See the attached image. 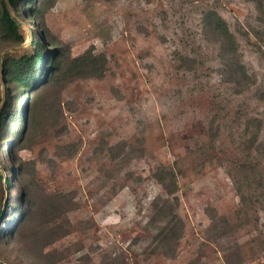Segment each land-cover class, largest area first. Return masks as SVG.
Here are the masks:
<instances>
[{"label": "rangeland", "instance_id": "374dc122", "mask_svg": "<svg viewBox=\"0 0 264 264\" xmlns=\"http://www.w3.org/2000/svg\"><path fill=\"white\" fill-rule=\"evenodd\" d=\"M19 2L24 41L0 37V61L30 53L35 34L68 59L104 55L106 70L41 88L26 131L27 87L0 70V110L6 82L15 94L0 129V207L15 201L0 264H264V0Z\"/></svg>", "mask_w": 264, "mask_h": 264}, {"label": "trees", "instance_id": "16d2710c", "mask_svg": "<svg viewBox=\"0 0 264 264\" xmlns=\"http://www.w3.org/2000/svg\"><path fill=\"white\" fill-rule=\"evenodd\" d=\"M19 3V0H0V37L3 39L9 38L12 41L21 44L24 41V35L21 31H19L21 25V22L17 18ZM26 10L27 12L35 11L33 7ZM28 16L32 17V14H28ZM212 16L214 17L212 28L214 32L219 37H221L226 53L231 56H235L237 53V45L233 33L229 30L225 20L217 13H209L206 15V18H210ZM30 47V53L9 55L0 61V70L2 69L9 80L14 83V87L16 89L20 90L25 86L27 87L26 91L31 99L29 101V110L25 115L26 119L28 120L27 123L23 122L24 107L21 108V118L24 126L23 130L25 131L28 129L30 124L36 122L34 119L36 118L37 112L35 110L36 104L34 101L37 100L38 95H40L41 88L43 89L45 85L57 82L68 72L74 76L101 77L106 70L105 56L102 54H94L91 50H86L82 54L68 59L65 49H62L60 46L54 44L50 40H46L45 37H39L35 34L33 35ZM183 58L186 61L191 60L188 57ZM234 60L235 59L232 61ZM234 66L237 67V70L235 71L237 77L247 78V75L240 63L237 62ZM40 74L42 76L41 78L38 77ZM5 84L6 99L4 101V107L2 110H0V129L5 125L8 109L12 104L11 101L15 97V94L11 90V87L8 85V83L6 82ZM250 128H253V134L247 146L249 151L254 149V143L257 142L258 135L261 131V120L250 118L246 123L247 131H250ZM23 130L20 132V129L17 128L13 133H15L18 138H20L23 136ZM254 166L255 170H258L257 165ZM239 170H241V172L246 170L244 163H241ZM13 173L15 172L13 171ZM170 179L172 187L166 186L169 192L176 189L173 182L172 173L170 174ZM235 183L236 189L240 193V200L243 205L249 198L243 195L241 182L236 180ZM5 184L8 187L12 186L13 178L11 175L6 178ZM19 201L20 214L17 221L14 222L13 226H11L12 229L18 223V220L22 217V214L25 210V198L23 195ZM14 204L15 201H7L4 207H0V226L2 223H4V219L9 217L10 212L14 208ZM8 226L9 224L6 225V228Z\"/></svg>", "mask_w": 264, "mask_h": 264}]
</instances>
